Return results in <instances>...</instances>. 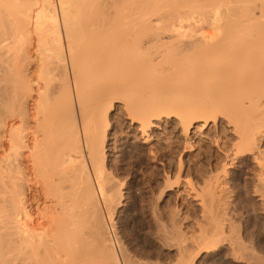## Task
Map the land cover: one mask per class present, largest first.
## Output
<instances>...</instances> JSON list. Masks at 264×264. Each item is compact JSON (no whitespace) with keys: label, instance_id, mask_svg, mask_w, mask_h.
I'll return each instance as SVG.
<instances>
[{"label":"bare ground","instance_id":"obj_1","mask_svg":"<svg viewBox=\"0 0 264 264\" xmlns=\"http://www.w3.org/2000/svg\"><path fill=\"white\" fill-rule=\"evenodd\" d=\"M142 1L128 13L115 0H0V264H192L195 245L154 199L153 253L110 235L129 176L110 123L115 102L149 154L162 123L178 122L186 144L217 127L218 172L235 161L260 167L251 185L264 213V0ZM187 160L176 173L194 170ZM218 172L196 197L200 247L226 244L233 261L262 264L264 245L226 223Z\"/></svg>","mask_w":264,"mask_h":264},{"label":"rangeland","instance_id":"obj_2","mask_svg":"<svg viewBox=\"0 0 264 264\" xmlns=\"http://www.w3.org/2000/svg\"><path fill=\"white\" fill-rule=\"evenodd\" d=\"M115 1L118 4L122 3L123 6L131 7V9L127 10L128 13L139 10L142 4L145 5L147 3L145 2L144 4L142 0H135L133 1L134 2L133 4L129 3L127 0H115ZM116 104L117 103L115 102V104L111 105V108H109L110 116H111L110 123L114 124L113 128L115 132L118 131L117 132L118 135L115 132H114L115 134H112V135H117L116 136L117 140L115 143L117 144V148L118 147L120 148V149L118 148L119 154H120L119 156L121 158L120 165L123 168V170H129V176L126 178V180L124 179L125 181L123 182V185L121 186V192H120L121 195H120V198L118 199L119 203L117 202L118 205H114L115 211L111 212L113 215L111 214L112 216V217L110 216L111 219H108V223L113 224V225L108 224L110 228L113 229V230L111 229V231L113 232H111L109 229V233L111 232L110 235L111 236L117 235L118 239L123 241V243L126 246H128L131 250H135L136 248L137 251L142 252V253L144 252L146 253L148 251L150 253H153V249L156 245V241H155L156 239L154 235L152 234V225H151L152 219H151V214H150L151 213L150 208L152 206L150 205H154L153 203L156 200L155 202L156 203L155 206H157L156 209L160 211L161 214H165L166 211L168 210L167 207L169 206L173 209L174 214H175V219H176L175 223L177 227V231L175 230V235L177 233H178L177 236L181 234L179 240L184 237L182 240H185L186 243H189V246L195 245L193 247V248L196 247L195 249H192V247L188 248V251H189L188 256L191 255L189 256V258L194 256L193 257L194 260L192 259V264H197V263L198 264H245L244 261L236 262L232 260V257L228 253L230 252V250L228 248V245L226 244H222L218 248L211 249L209 251H206V249L205 250L201 249L200 247L201 244H199V242H201L200 240L203 237L202 236L203 233H201L203 230V227L201 226H203V224L205 223V220H204L205 214L204 212H202L203 208L200 207L202 205L198 204L200 200L198 201V198L196 197L201 198L200 195H203L200 188L203 185L202 183L203 179L206 180L207 175L209 177L210 175L209 170L212 174H214L215 171L218 172L220 170L219 163L222 162L220 150L222 149L219 147L217 149V146L216 145H215L216 147L214 146L215 138H216L215 135L219 131L218 128L217 127H216L217 129L214 128L215 130L212 128L210 130L211 133L209 132V134L204 133L205 135L204 134H198V136L196 135L195 137L192 138V140H189L191 143V145H189L190 143L186 144L184 140L182 142L183 138L180 133V128H179L180 125L178 124V122L172 121V122L162 123L159 131L157 130L158 133L156 132L151 140V145L153 146V147L151 146V149L152 150L154 149L153 151H151V153L154 154V157H152L153 154L151 153L149 154V151L145 149V146L139 142L140 141L139 139H137L139 138L137 137L139 134L137 135V133H135L134 135V130H132L133 132L130 131L131 127L129 126V124H127L128 121L126 120L127 118L125 114L123 113V111H121L117 107ZM123 128L124 130H122ZM125 128L127 129L125 130ZM163 128L164 129L166 128V129L164 130ZM213 131L215 132L212 135ZM220 135L224 137L226 136L225 138L222 137L224 138L223 140L225 139L229 140L230 135L227 132L226 134L221 133ZM205 136H207L209 139H207ZM186 145H188V147ZM142 146H143V149H141ZM189 146H193V147H189ZM198 146H201V147H198ZM109 148L110 149H108L107 151L108 154L106 153L107 158H109L110 162H113L114 160L113 157L115 153L113 152V149L111 148V146H109ZM262 149L264 150V145L262 146ZM111 151L112 153H110ZM145 151L148 153H145ZM263 156H264V153H263ZM190 157L192 158V160H190L191 159ZM179 160L181 161L187 160V162L189 161V164L194 166V170H191L189 172V171H186L183 167L178 172L180 174L179 175L178 173H176L177 170H175ZM254 164L255 163L253 161H248V162L241 161V163L235 161L233 162L232 165H229L230 167L229 166L226 167V170L228 171H225V172H227L228 174H225V173L223 174H225L227 177L224 176V178H222L223 177L222 172H220L221 174L218 172L219 173L218 175L220 176V180L222 178L223 182L225 183L224 188L225 187L228 188V189H225V191H223L224 192L223 194H225L224 197H225V201L227 205L225 207L227 209V210L225 209V213H227L225 214V216L229 220L230 218L232 220V221L230 220L229 222L226 221V223L228 224H230V222L233 223L231 224L232 229L230 231L233 230L234 232L232 233L236 234L237 232H239L238 234H240L242 233V231L244 232L245 230L249 229L252 232L254 242L257 244L261 243V245H264V223H263L264 213L261 212L262 210L259 208L260 206H257L258 202L256 200V196L252 194L253 193L252 185L257 184V183H254L257 180L255 176L256 174L258 175L259 173L258 170L260 168L256 164L255 165ZM149 171H154L155 176H156L155 179H152L151 186H150V183L147 182L146 180L147 175L149 174L148 173ZM163 172L167 175H165ZM261 173L262 171H260L259 175H261ZM177 174L180 177L179 176L177 177ZM215 175L217 174H214V176ZM166 176H168V179L170 180L172 179V180L169 181L167 179L165 183H168V181L171 183L173 179H176L173 181L175 184L173 182H172L173 184L168 183L169 186L167 185V187L169 189H166L163 191V193H160L159 190L162 188L161 186L164 185L163 182L165 178H167ZM173 176L176 178H174ZM211 176L214 178L213 175ZM117 178H120V176H118ZM187 179L188 181H186ZM187 182H190V184ZM223 182L221 183L224 184ZM193 189H195V192ZM196 190H197V193H196ZM255 204H256V207H255ZM115 206L117 207V209ZM251 206H254V207H252L251 209ZM253 208L255 210L257 209V211L253 210ZM201 212L203 213L204 216L202 215ZM111 220L113 221V223ZM199 223H202L200 224L201 226L199 225ZM204 226H206V224H204ZM229 228H231V226ZM114 230H115V233H114ZM227 230H229L228 226H227ZM176 239H178V237ZM176 242H179V241H176ZM190 243L193 245H191ZM175 246L170 250L168 254L170 255L169 258L172 260L175 257H177V254H178L177 252L178 244ZM262 257L264 258V255ZM263 258H262V262H263L262 264H264ZM258 264H261V262Z\"/></svg>","mask_w":264,"mask_h":264}]
</instances>
